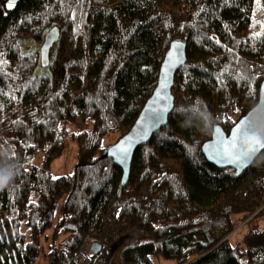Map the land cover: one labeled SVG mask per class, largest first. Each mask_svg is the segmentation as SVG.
I'll use <instances>...</instances> for the list:
<instances>
[{"label":"trees","instance_id":"1","mask_svg":"<svg viewBox=\"0 0 264 264\" xmlns=\"http://www.w3.org/2000/svg\"><path fill=\"white\" fill-rule=\"evenodd\" d=\"M8 3L0 0V170L17 175L0 188V264H38L49 229L68 237L50 245L47 264H78L86 238L118 247L120 264H264V152L242 174L202 153L215 126L229 134L259 101L264 0ZM50 27L64 31L49 67L39 61ZM176 40L186 41L187 62L174 109L136 150L124 186L102 141L132 128ZM88 120L78 134L85 161L54 179L63 124ZM240 225L253 228L232 247L226 238ZM97 257L87 264H102Z\"/></svg>","mask_w":264,"mask_h":264},{"label":"water","instance_id":"2","mask_svg":"<svg viewBox=\"0 0 264 264\" xmlns=\"http://www.w3.org/2000/svg\"><path fill=\"white\" fill-rule=\"evenodd\" d=\"M7 1L9 2V0ZM11 2L16 3L17 0H11ZM53 26H55V24ZM52 27L48 28L44 32L45 41H44V46H43L42 53H41V58L39 61L40 65L43 62L44 65L49 64V67L52 66V63L54 61L53 56H56L57 54L58 46L61 42L63 31H64V28L62 27L55 28V29H53ZM186 49H187V43L184 40H176L175 42L171 44L168 52L165 55L161 68H160L157 87L154 90L152 96L146 102L136 122L134 123V125L132 126V128L129 130V132L126 135H124L114 145L105 149V151L102 154V158H108V159L113 160L114 163L122 170L123 172L122 184L124 186L127 185V182L130 176L132 161H133L136 150L144 146L145 144H147L152 139L153 135L156 132L160 131L162 128H164L168 124L169 116L172 113L174 109V105H175V97L172 93L174 83H175V76L177 72L182 67H184L187 62ZM173 53L174 55L171 56V61H170V54H173ZM170 62L172 66L170 69H168ZM166 69H168L167 70V80H165ZM162 84H165L166 86L162 88L161 87ZM158 92L161 94L159 97L157 96ZM165 103L167 104L168 107H167V111L163 113V120L159 124H157L155 127L148 126L147 135L144 136L143 139H141L140 138L141 129L147 126V118L151 114V111L153 110V108L159 109L163 107ZM262 104H264V82L261 84L258 103L255 105V107L250 112H248L244 117H242L236 123V125H238L243 119L247 118L249 120L250 131L254 132V129L252 125L250 124V118L257 115L256 110ZM235 126L230 130L229 134L225 132L222 126L220 125L215 126L212 139L203 145L202 153L206 161L212 166H214L215 168L219 170L233 169L238 174H242L245 170H247L254 163V161L258 158V156L262 152H264V148H261L255 152H252L246 157V159L243 161L242 164H238L235 162H230L226 159L218 160L214 158L211 155L209 148L207 147L208 145L215 143L216 138H217V131H216L217 129L220 130L219 134L221 136H230L231 133L235 130ZM129 143L131 144V146L129 147V151L127 153V160L122 162L120 159L117 158L116 155H114V150L122 144L127 147ZM249 220H247L246 222H248ZM231 235H229L226 239H228ZM117 248H113V249L116 250ZM92 250H93V256L100 253L103 250L102 243L94 242L92 246ZM112 251L115 252L114 250ZM113 252H108L107 257L104 260V264L109 263L113 255Z\"/></svg>","mask_w":264,"mask_h":264},{"label":"rangeland","instance_id":"3","mask_svg":"<svg viewBox=\"0 0 264 264\" xmlns=\"http://www.w3.org/2000/svg\"><path fill=\"white\" fill-rule=\"evenodd\" d=\"M255 18H257L260 22L264 20V8L262 5L256 6V14ZM92 128V122L90 120L78 124H69L64 123L63 124V143L64 148L60 156L55 158L51 164V173L54 177H61V176H70L74 173L76 166L78 164H81L85 161V158L80 155L79 151V143H78V134L85 130H90ZM117 136L115 135H107L104 137L102 141V148L107 149L108 147L114 145L116 143ZM43 154H39L38 157L32 159L28 166L31 165H37L39 166L42 162ZM56 222V220H55ZM55 224V223H54ZM256 226L258 228L264 229V216L261 217L257 223ZM253 227H246L243 228L241 225L232 233L230 236V243L232 247H236L238 243H242L249 233V231ZM22 230L25 232L27 231V228L23 227ZM68 237V232L65 230H62L57 238L53 237V229H49L42 237H41V253L38 258L37 263L38 264H47L46 256L51 251V244H55L59 246V244L64 241ZM91 238H86L83 242V245L81 246L80 250L84 247V250L89 248L90 246H93V242H91ZM94 242H100L98 240H94ZM101 243V242H100ZM91 244V245H90ZM90 245V246H89ZM121 247V246H120ZM117 248V247H116ZM79 250V252H80ZM78 252V254H79ZM108 252H113L111 247H108L105 251L104 249L98 253L97 255L93 256V250L90 247L89 254H92V258H96V261L99 262L102 259V264H104V260L107 257ZM120 252L116 249L115 252H113V255L111 257V260L108 264H120ZM77 254V256H78ZM78 264H80L79 261H77ZM88 261L83 264H87ZM156 264H176L173 260H164V259H157Z\"/></svg>","mask_w":264,"mask_h":264},{"label":"snow or ice","instance_id":"4","mask_svg":"<svg viewBox=\"0 0 264 264\" xmlns=\"http://www.w3.org/2000/svg\"><path fill=\"white\" fill-rule=\"evenodd\" d=\"M13 6L11 0H9L8 7ZM170 54V61L171 56ZM172 66L171 62L168 66L170 69ZM165 72V80H167V70ZM165 84H162L161 87H165ZM161 94L158 92L157 96ZM167 104L165 103L163 107L156 109L153 108L151 114L147 118V126L141 129L140 138L143 139L144 136L148 133V126L155 127L163 120V113L167 111ZM257 115L264 116V104H262L257 110ZM217 131V138L214 144L208 145L211 155L218 160H228L230 162H235L242 164L246 157L261 148H264V141H261L260 138L249 128V120L247 118L243 119L238 125L235 126V130L231 133L230 136H221L219 134V129ZM131 139V138H130ZM131 144L126 147L123 144L118 146L114 150V155L117 156L122 162L127 160V153ZM241 149H246L242 151ZM55 179V177H54Z\"/></svg>","mask_w":264,"mask_h":264},{"label":"clouds","instance_id":"5","mask_svg":"<svg viewBox=\"0 0 264 264\" xmlns=\"http://www.w3.org/2000/svg\"><path fill=\"white\" fill-rule=\"evenodd\" d=\"M250 124L254 129V133L260 138L261 141H264V116L255 115L251 117ZM241 150L246 151V149ZM16 175L17 173L15 172H5L0 170V188L7 186Z\"/></svg>","mask_w":264,"mask_h":264},{"label":"built area","instance_id":"6","mask_svg":"<svg viewBox=\"0 0 264 264\" xmlns=\"http://www.w3.org/2000/svg\"><path fill=\"white\" fill-rule=\"evenodd\" d=\"M92 240H91V242H93L94 243V240L95 239H93V238H91ZM91 245V244H90ZM89 245V246H90ZM91 247V249H92V246H90ZM90 247L89 248H87V249H85L84 250V247L80 250V252H79V254H78V256L76 255V261H79L80 262V264H83L84 262L86 263L87 261L89 262V259L92 257V254H89V251H90Z\"/></svg>","mask_w":264,"mask_h":264}]
</instances>
